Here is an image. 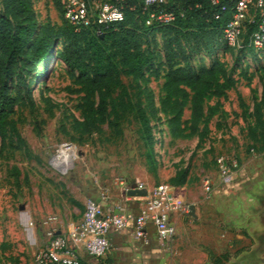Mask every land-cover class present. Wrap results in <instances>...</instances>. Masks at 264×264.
Segmentation results:
<instances>
[{
    "label": "rangeland",
    "instance_id": "obj_1",
    "mask_svg": "<svg viewBox=\"0 0 264 264\" xmlns=\"http://www.w3.org/2000/svg\"><path fill=\"white\" fill-rule=\"evenodd\" d=\"M32 1L38 26L46 22L63 24L57 0ZM220 37L212 39L208 48L202 46L204 41L200 39H183V43L194 49L192 67L218 58L231 72L235 85L225 96L206 100L208 113L211 107L218 109L207 114V132L202 136L203 123L199 124L198 131L187 130L183 136L173 137L166 133L161 113L150 116L156 159V174L150 173L153 186L170 185V174L186 170L188 184L202 188L205 176H213L207 169L216 170V156L232 155L242 162L262 152L261 143L249 139L247 132L254 122L253 102L259 100L261 82H264V47L240 51L227 46ZM173 38V34H153L148 39L156 58L155 64L146 70L149 78L144 85L154 93L156 106L162 94L164 71L161 68L155 75L154 70L164 56L163 42ZM61 45V40L55 41L53 54H57ZM12 69L15 74L7 81L9 95L15 96L16 85L21 84L17 74L22 73L30 87L33 104L19 102L10 114L23 142L10 129L4 143L0 138V264H36L44 233L55 230L54 216L64 213L67 205L82 212L83 204L76 194L81 199L93 198L104 188L117 193L115 186L119 180L135 185V179L147 170L146 146L132 115L122 122L121 134L115 137L106 124H86L90 113L75 81L76 72L57 58L50 59L45 67L36 66L30 74L25 73L26 67L20 62ZM121 79L135 93L137 87L132 79L127 76ZM145 108L150 115L151 107L145 104ZM183 117L189 118L188 109ZM75 119L83 124H77ZM64 142L73 143L77 151L60 162L55 151Z\"/></svg>",
    "mask_w": 264,
    "mask_h": 264
},
{
    "label": "trees",
    "instance_id": "obj_2",
    "mask_svg": "<svg viewBox=\"0 0 264 264\" xmlns=\"http://www.w3.org/2000/svg\"><path fill=\"white\" fill-rule=\"evenodd\" d=\"M234 1L220 0V3L212 5L208 0H168L159 9H155L144 8L141 0H123V20L102 26V34L98 35L89 28L75 32L64 19L62 25L46 22L38 26L32 0H1L2 143L8 136V129L14 131L19 141L23 142L10 114L19 102L33 104L30 87L22 73L17 74L21 84L16 85L15 96L9 95L7 81L15 74L12 66L20 62L26 67L25 73L30 74L36 66L45 67L48 59L57 58L76 72L75 81L80 92H83L85 109L90 113L86 124H106L110 134L115 137L121 134L122 122L132 115L139 125L141 138L146 146L144 158L147 171L156 174L150 116L161 113L169 134L173 137H181L187 130L191 133L198 131L199 124L203 123L200 131L202 136L207 132V114L215 113L218 109L211 107V112L208 113L206 100L225 96L235 85L231 72L227 71L218 58L192 67L190 61L194 49L183 43V39H200L204 41L202 46L208 48L212 39L221 36ZM57 5L62 14L58 0ZM152 10L172 12L174 19L166 24H146ZM153 34L174 35L172 40L163 42L164 56L154 70L155 75L161 68L164 71L158 106L154 102V93L144 85L149 78L146 70L155 64L156 56L148 46L149 36ZM56 40H61L62 45L57 54H53ZM187 50L191 53L188 54ZM121 76L132 79L137 87L135 93L129 91ZM145 104L151 107L150 115ZM185 109L189 110L188 119L183 117ZM252 116L254 122L248 128L247 136L251 140H258L261 143L260 150H264V82H261L259 100L255 99L253 102ZM75 122L83 124L77 119ZM168 182L172 186H182L189 183L190 178L186 170H178Z\"/></svg>",
    "mask_w": 264,
    "mask_h": 264
},
{
    "label": "crops",
    "instance_id": "obj_3",
    "mask_svg": "<svg viewBox=\"0 0 264 264\" xmlns=\"http://www.w3.org/2000/svg\"><path fill=\"white\" fill-rule=\"evenodd\" d=\"M164 128L169 133L166 123ZM200 170L205 171L203 167ZM207 171L213 175L212 179L205 176L213 184L208 199L196 184L169 185L177 201L194 208V216L189 211L170 214V223L175 228L170 243H161L155 226L148 223L149 242L142 244L133 238L130 223L122 231L109 233L110 250L104 257H90L81 248L75 250L76 254L84 264H264V150L258 156L253 154L239 162L229 184L220 183L216 170ZM92 177L96 180L94 174ZM135 180V184L144 183V189L153 186L152 175L145 169ZM115 187L117 193L104 188L92 198L100 204L101 212L138 214L141 199L124 192L119 184ZM76 196L84 206L88 198ZM65 208L64 213L54 216L56 233H66L81 218L82 212H76L70 205ZM45 240L44 233L41 245Z\"/></svg>",
    "mask_w": 264,
    "mask_h": 264
},
{
    "label": "built area",
    "instance_id": "obj_4",
    "mask_svg": "<svg viewBox=\"0 0 264 264\" xmlns=\"http://www.w3.org/2000/svg\"><path fill=\"white\" fill-rule=\"evenodd\" d=\"M123 0H58L64 21L75 32L82 28H89L95 34H102V26L122 21L124 9ZM144 8L166 4L168 0H141ZM216 5L220 0H208ZM217 18V16H215ZM174 19L172 12L152 10L149 12L146 24L158 22L169 23ZM222 41L236 50H249L264 47V0H235L232 12L226 21L221 37ZM76 147L71 142L62 143L55 151V157L62 162L68 156H74ZM215 168L222 184L231 183L239 162L236 157L219 155L215 157ZM117 183L128 193L131 189H144V183L129 185L124 180ZM204 197L208 199L212 194V182L204 178L202 183ZM147 194L138 196L141 206L138 214L129 215L124 211L104 214L100 204L88 198L84 202L81 218L66 233H56L49 229L45 232V243L36 255V264H84L75 250L81 248L88 256L104 257L110 250L109 233L122 231L132 223L133 238L148 244V223L156 229V237L163 244L172 241L175 228L170 223V214L174 211L187 213L189 206L177 201L168 184L159 183L149 189ZM104 196V193H101ZM54 218H50L53 220Z\"/></svg>",
    "mask_w": 264,
    "mask_h": 264
},
{
    "label": "water",
    "instance_id": "obj_5",
    "mask_svg": "<svg viewBox=\"0 0 264 264\" xmlns=\"http://www.w3.org/2000/svg\"><path fill=\"white\" fill-rule=\"evenodd\" d=\"M128 194L130 196H144L147 194V191L145 189H131L128 191ZM189 214L194 216V208L192 205L189 207Z\"/></svg>",
    "mask_w": 264,
    "mask_h": 264
},
{
    "label": "bare ground",
    "instance_id": "obj_6",
    "mask_svg": "<svg viewBox=\"0 0 264 264\" xmlns=\"http://www.w3.org/2000/svg\"><path fill=\"white\" fill-rule=\"evenodd\" d=\"M49 61H50V60L48 59L46 63H49Z\"/></svg>",
    "mask_w": 264,
    "mask_h": 264
}]
</instances>
